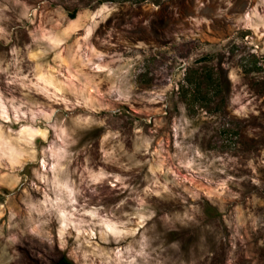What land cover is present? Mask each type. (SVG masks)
Listing matches in <instances>:
<instances>
[{"label": "rangeland", "instance_id": "rangeland-1", "mask_svg": "<svg viewBox=\"0 0 264 264\" xmlns=\"http://www.w3.org/2000/svg\"><path fill=\"white\" fill-rule=\"evenodd\" d=\"M264 264V0H0V264Z\"/></svg>", "mask_w": 264, "mask_h": 264}, {"label": "trees", "instance_id": "trees-1", "mask_svg": "<svg viewBox=\"0 0 264 264\" xmlns=\"http://www.w3.org/2000/svg\"><path fill=\"white\" fill-rule=\"evenodd\" d=\"M57 264H74V263L70 261L68 258L63 257L57 262Z\"/></svg>", "mask_w": 264, "mask_h": 264}]
</instances>
